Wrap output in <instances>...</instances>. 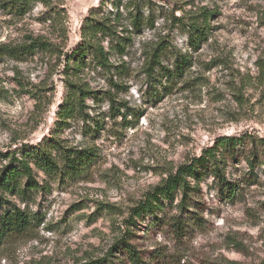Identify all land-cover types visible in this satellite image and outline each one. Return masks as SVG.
I'll return each mask as SVG.
<instances>
[{
    "label": "rangeland",
    "instance_id": "rangeland-1",
    "mask_svg": "<svg viewBox=\"0 0 264 264\" xmlns=\"http://www.w3.org/2000/svg\"><path fill=\"white\" fill-rule=\"evenodd\" d=\"M48 2L35 1L17 15L9 0H0V45L37 36L51 44L15 58L0 54V167L12 151L22 156L21 144L50 135L68 146L92 147L95 157L72 176L44 173L31 162L40 184L35 190H26L23 176L0 185V215L18 207L29 217L28 230L2 238L0 264L99 258L133 264L126 243L138 264H264V0ZM203 6L214 15L207 40L191 52L194 62L184 75L189 83L175 78L165 86L146 75L143 48L169 40L185 50L177 18ZM54 9L60 15L52 21ZM137 11L139 29L132 21ZM104 18L116 31L99 34L112 67H96L87 53V64L72 69L83 24ZM118 36L130 40H122V55L111 47ZM68 79L87 84L98 98L84 102L87 121L59 125L56 111ZM222 135L244 136L236 147L246 145L224 166L237 186L233 196L211 176L199 184L188 178L186 194L176 190L174 198L133 214L168 172Z\"/></svg>",
    "mask_w": 264,
    "mask_h": 264
},
{
    "label": "trees",
    "instance_id": "trees-1",
    "mask_svg": "<svg viewBox=\"0 0 264 264\" xmlns=\"http://www.w3.org/2000/svg\"><path fill=\"white\" fill-rule=\"evenodd\" d=\"M40 1L48 5V0H9V5L17 15L26 13L31 4ZM133 16V24L136 29L140 28L141 18L138 14ZM191 14L182 15L177 18L179 27L187 36V46L185 50L176 48L169 40H161L154 46L145 47L142 50V68L146 75H156L157 79L165 80V86L171 85L175 78L185 81V71L189 69L194 60L191 52H196L200 45L207 40L211 26L209 20L214 15L213 10L207 7H200L198 11L190 12ZM60 13L54 9L49 17L52 21L57 20ZM117 18V12L114 19ZM113 25L107 23V18L103 20L86 21L81 29L82 40L76 49L72 52L74 58L72 61V69L78 70L87 64L84 55L89 54L91 59L89 63H93L96 67L109 70L112 67L108 58L107 51L101 43L100 35H115L116 31ZM115 40L112 49L117 50L119 54L124 53L125 41H130L128 37ZM50 43L41 37H30V41L20 45L1 44L0 54H6L10 57H18L23 53H31L36 48L50 50ZM75 52V53H74ZM72 54L67 56V60H71ZM166 60V63L164 62ZM113 85H117L113 83ZM66 92L62 102L58 106L56 115L58 124H67L68 119L80 118L87 121L90 118L88 113L84 112V102L87 98L97 100L98 96L95 91L90 90L85 83L76 82L68 79L65 82ZM108 100L113 103V97L107 92ZM118 113L119 109L112 106ZM247 135V134H246ZM244 136H217L211 146L202 149L199 156H194L186 162L177 166L175 171H170L161 179V181L153 187L146 197L138 205L133 207V214L139 215L142 211L151 209L156 206L154 204L160 198H174L176 190L186 194V189L190 186L188 178H193L196 184H199L206 176H211L221 188L227 190L228 196L236 193L237 186L227 178L225 172V163L228 156L234 154V150H245V142L237 148L236 145L243 141ZM19 150H23L22 156H16V152L12 151L10 159L1 164L0 167V185L7 187L9 183L19 177H25L26 190H35L40 184L37 181V170L34 166L48 174H60L65 176L78 175L82 173L87 164L95 157L92 147H76L68 146L64 140L50 135L45 137L37 144H21ZM6 157L9 155H5ZM250 167L254 164L247 159ZM33 162V165L32 163ZM25 191V190H24ZM184 198L182 197V201ZM29 228V217L25 210L18 207L12 208L9 212L0 215V242L3 237L13 233H22ZM125 251L128 254L130 262L138 264L139 256L130 244L126 243ZM80 264H108L107 258H99L88 260Z\"/></svg>",
    "mask_w": 264,
    "mask_h": 264
}]
</instances>
